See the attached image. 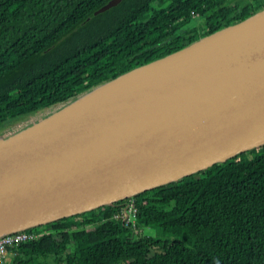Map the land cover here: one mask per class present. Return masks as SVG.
<instances>
[{"label": "trees", "instance_id": "1", "mask_svg": "<svg viewBox=\"0 0 264 264\" xmlns=\"http://www.w3.org/2000/svg\"><path fill=\"white\" fill-rule=\"evenodd\" d=\"M109 1L0 0V128L264 6L122 0L95 14ZM134 199L138 232L114 218L118 204L103 206L35 228L5 264H264V146Z\"/></svg>", "mask_w": 264, "mask_h": 264}, {"label": "water", "instance_id": "2", "mask_svg": "<svg viewBox=\"0 0 264 264\" xmlns=\"http://www.w3.org/2000/svg\"><path fill=\"white\" fill-rule=\"evenodd\" d=\"M40 113L0 134V237L264 146V6Z\"/></svg>", "mask_w": 264, "mask_h": 264}, {"label": "built area", "instance_id": "3", "mask_svg": "<svg viewBox=\"0 0 264 264\" xmlns=\"http://www.w3.org/2000/svg\"><path fill=\"white\" fill-rule=\"evenodd\" d=\"M118 205L120 210L114 215V218L121 219L126 226H133L135 231L138 232L136 220L139 209L134 197L128 198L127 202H121ZM41 233L33 228L6 234L0 237V264H5L10 248L29 240L36 239Z\"/></svg>", "mask_w": 264, "mask_h": 264}, {"label": "rangeland", "instance_id": "4", "mask_svg": "<svg viewBox=\"0 0 264 264\" xmlns=\"http://www.w3.org/2000/svg\"><path fill=\"white\" fill-rule=\"evenodd\" d=\"M236 0H233V2H235ZM257 11V10H256ZM200 19H202V18H200ZM199 21V20H198ZM40 114H42L43 115V113H39L38 115H40ZM41 116V115H40ZM36 117V116H35ZM4 127L5 126H3V128H2V126H1V128H0V134H2V132H4L5 130H3L4 129ZM20 127V125H14V127H13V129H11V128H7L8 130H7V133H9L10 132V130L11 131H14V130H16V129H18ZM3 130V131H2ZM2 131V132H1ZM9 131V132H8ZM7 133H5V134H7ZM86 228H89V229H92V228H94V225H88V226H86ZM143 233H146V234H149V235H155L156 234V232H155V230L154 229H152V228H144L143 230H142V235H143ZM14 256H15V254H14V252H9L8 253V255H7V259H6V262L8 263V262H12V260L14 259Z\"/></svg>", "mask_w": 264, "mask_h": 264}, {"label": "flooded vegetation", "instance_id": "5", "mask_svg": "<svg viewBox=\"0 0 264 264\" xmlns=\"http://www.w3.org/2000/svg\"><path fill=\"white\" fill-rule=\"evenodd\" d=\"M247 1H252V2H253V0H247ZM261 1H263V0H261ZM121 202H123V203H124V202H127V199H125V200H123V201H121ZM121 202H120V203H121ZM120 203H118V204H120Z\"/></svg>", "mask_w": 264, "mask_h": 264}]
</instances>
